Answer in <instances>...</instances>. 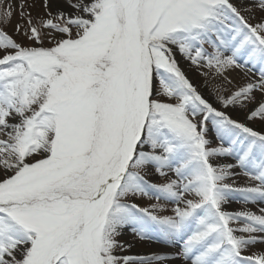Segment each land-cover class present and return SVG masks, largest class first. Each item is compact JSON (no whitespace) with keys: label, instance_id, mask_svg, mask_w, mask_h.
<instances>
[{"label":"snow or ice","instance_id":"obj_1","mask_svg":"<svg viewBox=\"0 0 264 264\" xmlns=\"http://www.w3.org/2000/svg\"><path fill=\"white\" fill-rule=\"evenodd\" d=\"M68 6L0 29V264H264V0ZM125 233L174 254L124 255Z\"/></svg>","mask_w":264,"mask_h":264},{"label":"rangeland","instance_id":"obj_2","mask_svg":"<svg viewBox=\"0 0 264 264\" xmlns=\"http://www.w3.org/2000/svg\"><path fill=\"white\" fill-rule=\"evenodd\" d=\"M58 1V0H57ZM62 1L66 6H68V0H60ZM56 2L54 0H47L48 6L45 7V0H3V3L5 5L10 4L12 8L13 15L11 17V22H6L2 19H0V29H3L5 32H7L9 35L14 36L18 41H21L22 38L15 32V26L17 22L21 24L22 27H27V24H25L24 20H22L19 16V12L21 10V5L23 6V11L25 13V16H28L30 14L33 21H38L39 18H48L47 13L51 12L53 16L57 15L58 13L53 10V3ZM251 2V0H249ZM69 7V6H68ZM261 13L256 10L255 16L259 18ZM47 46V45H46ZM181 67L186 72L190 80L193 82V84L197 87L198 91H200L204 97L212 102L214 106L219 107V104H216L214 97L211 95V92L215 86H218L221 81L219 78L212 79L209 77L207 80L205 77L201 74V69H197L195 67L189 66V64L186 61H181ZM228 78L233 81L234 85H239L243 83L247 79L257 80L258 74L256 72L254 73H248L247 76L243 74V72L239 69L235 71H230L227 73ZM227 87H232L231 85H227ZM259 93H257V97H259ZM231 114L234 118L244 120V116L241 112L229 109ZM250 126H252L254 129L259 130L262 125L259 121L251 122ZM214 135V133L210 134ZM221 163L230 162L225 159H221ZM150 179H153L155 182L163 183L164 181L162 179L157 180L156 177H150ZM238 184L243 186L245 184H248L249 181L246 177L240 176L237 178ZM238 197L231 198L230 202L225 204L223 207L226 211L229 212H237V211H253L257 214H259V206L252 203H242L237 202ZM155 201H148L147 199L140 201V203L143 206H148L150 203H154ZM163 203V201H161ZM169 208L171 205H167ZM234 227H239L240 225H233ZM121 239L122 242L125 244H131L132 246L127 249L126 252L122 253L124 255H140V256H147L151 255L153 253H158L161 255H173L174 249H169L164 245H161L159 243H152V242H142L138 241L131 233H125L122 237L118 238ZM150 246H147V245ZM155 248V251H152V249ZM152 251V252H151ZM264 251V244H257L256 246L252 247L250 249L251 252H259ZM134 253V254H133ZM151 253V254H149Z\"/></svg>","mask_w":264,"mask_h":264},{"label":"bare ground","instance_id":"obj_3","mask_svg":"<svg viewBox=\"0 0 264 264\" xmlns=\"http://www.w3.org/2000/svg\"><path fill=\"white\" fill-rule=\"evenodd\" d=\"M54 1H56V2L53 3V10L56 11L57 13H59L61 11H63V12L72 11V9L70 7H68V6H66L62 1H60V0H58V1L54 0ZM147 246H150V245H147ZM155 250H156L155 248L152 249V251H155ZM149 254H151V253H149ZM131 256H140V255H131ZM174 264H180V262L176 261V262H174Z\"/></svg>","mask_w":264,"mask_h":264}]
</instances>
